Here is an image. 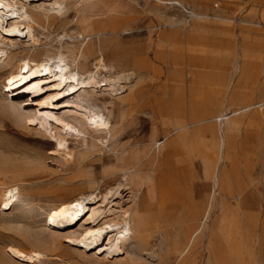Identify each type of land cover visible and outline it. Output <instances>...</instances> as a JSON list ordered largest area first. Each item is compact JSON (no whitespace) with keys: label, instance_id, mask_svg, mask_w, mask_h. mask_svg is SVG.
Wrapping results in <instances>:
<instances>
[{"label":"rangeland","instance_id":"obj_1","mask_svg":"<svg viewBox=\"0 0 264 264\" xmlns=\"http://www.w3.org/2000/svg\"><path fill=\"white\" fill-rule=\"evenodd\" d=\"M22 1L43 24L32 22L37 42L26 33L0 43L8 51L0 60V264L22 263L12 246L44 253L36 264H264V0H69V10L48 15L37 8L44 0ZM92 26L111 30L103 35L127 50L142 48L129 78L81 92L112 121L109 144L85 141L50 115L80 118L75 107L36 106L40 94L13 96L12 104L8 93L24 59L59 48L79 59L92 43V70L100 56ZM36 112L69 151L31 121ZM143 148L126 182L121 158ZM119 183L126 186L110 206L130 210L134 230L124 251L112 254L108 240L70 242L90 226L83 221L61 231L47 225L65 199L94 192L102 203Z\"/></svg>","mask_w":264,"mask_h":264},{"label":"bare ground","instance_id":"obj_2","mask_svg":"<svg viewBox=\"0 0 264 264\" xmlns=\"http://www.w3.org/2000/svg\"><path fill=\"white\" fill-rule=\"evenodd\" d=\"M77 1L78 0H74L75 3ZM47 3L49 6H46ZM37 8L42 9L46 15L53 11L56 14L63 13L65 10H69V0H44ZM32 22H37L39 25L43 24L37 14L28 11L24 1L0 0V31L2 30L7 36L3 37L0 32V43L19 38L26 33L31 41L37 42ZM89 30H91L88 34L89 36L94 34L100 35V56H95L93 61L94 68L92 70L87 69L89 66L88 58L95 55L92 43L83 51L81 50L82 53L79 59L74 56V51H65L59 48L57 53H49L38 60L31 58L24 59L18 70L11 73L8 77V93L12 104L15 103V101H12L13 99L11 100L13 96L21 98L28 94H40L43 98L41 97L42 99L36 102V106H46L51 109L59 106H62L61 108L75 107L76 109L70 112L77 113L80 115V118H74L66 114L62 115L59 114V112L56 114L54 113L55 115L51 112L50 115L54 117L58 125H63L70 131L83 135L85 141L88 137H91L93 144L97 141L109 144L113 139L112 121L106 112L83 99L81 92L89 94V89L97 86L99 87L101 83H103L102 86L113 88L120 83L121 80L129 78L130 75L126 73L127 66L129 67L133 64L139 67L141 65V61L138 57L142 54V48L134 47L127 50L114 39L103 35L104 32L111 31L107 28H95L92 26ZM112 33H118V31L112 30ZM63 35L68 36L69 33L65 32ZM7 57L8 51L0 47V60L3 58L7 59ZM82 59L85 61H82ZM131 60H133L132 64L129 63ZM120 65H122L121 67L123 69L122 74H119ZM103 73H113L116 75L118 73L119 75L116 78L115 76L114 78L104 77V79L101 80L100 76ZM69 96L73 99L61 103L62 100L65 98L67 99ZM47 116L49 115L47 114ZM31 119L33 123L39 122L48 133L56 138L59 144L58 147L60 146L59 149L63 148L66 151L70 150L67 138L60 133L54 132L50 127L51 120L48 123L45 117L41 116L40 112H36L35 115L31 116ZM94 138L97 139V141H95ZM146 151L145 148H143L141 152L135 153V151H132L121 158L122 163L120 165V171L124 174L123 177L126 182L130 180L129 176L126 175L127 172L131 169L136 170L138 161L143 158ZM135 175H137V173ZM140 185H142L141 182H135V186ZM123 186L126 185L119 183L115 190L112 188L108 190L103 196L104 201L102 203L97 201L99 195H95L94 192L83 193L72 199H65L63 203L53 207L47 213V225L51 228H58L56 231H61L62 229L72 227L83 221V224L90 226H87L78 238L69 237L70 242L73 241L79 244L84 243L88 247L90 244L96 246L102 240H108L107 244L110 245V250H112V252H110L112 254L113 252L118 254L124 251L126 243L132 238L134 232L131 221L132 215L130 210H124L122 214H119L117 209H113V207L110 206V203L113 201H109V196L114 197L119 194ZM4 192L7 205L13 206L17 199V189L15 187H10ZM106 202H108V204L104 205ZM167 208V199L164 197L160 204V209L165 212ZM185 209L188 212L192 211L190 207L184 208V210ZM190 228H188L187 234L189 235L190 233V237L192 238L196 230L191 232ZM106 250H108V248ZM8 252L14 258L27 264H36L38 262H43L42 260L45 259V254L42 252H27L17 246L9 247Z\"/></svg>","mask_w":264,"mask_h":264}]
</instances>
